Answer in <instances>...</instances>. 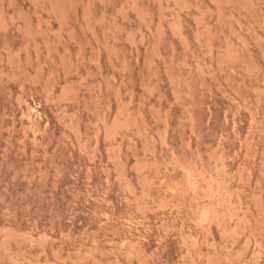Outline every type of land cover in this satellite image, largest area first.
I'll return each instance as SVG.
<instances>
[{
  "label": "rangeland",
  "instance_id": "1",
  "mask_svg": "<svg viewBox=\"0 0 264 264\" xmlns=\"http://www.w3.org/2000/svg\"><path fill=\"white\" fill-rule=\"evenodd\" d=\"M0 264H264V0H0Z\"/></svg>",
  "mask_w": 264,
  "mask_h": 264
}]
</instances>
